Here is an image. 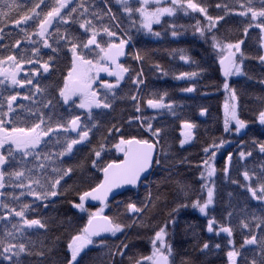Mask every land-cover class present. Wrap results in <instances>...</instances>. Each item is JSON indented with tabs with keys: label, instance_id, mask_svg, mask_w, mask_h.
<instances>
[{
	"label": "snow or ice",
	"instance_id": "snow-or-ice-1",
	"mask_svg": "<svg viewBox=\"0 0 264 264\" xmlns=\"http://www.w3.org/2000/svg\"><path fill=\"white\" fill-rule=\"evenodd\" d=\"M115 5L126 26L118 21L111 0H0V41L12 38L0 43V264H83L93 248L105 251L108 264H176L168 225H175V216L188 208L206 218L208 233L226 240L227 264H264V162L248 163L254 153L264 157V139L242 138L251 124L264 128V89L254 98L258 107L249 120L242 117L243 97L232 83L233 77L253 79L247 62H257L264 72V0H217L214 5L209 0H115ZM213 7L222 14L213 15ZM181 16L193 23H168V30L178 37L180 29H190L207 45L223 78L215 85L225 96L223 133L241 137L236 149L223 156L220 169L218 153L232 140L210 137L202 155L192 161L165 145V129L154 126L155 115L144 114L150 109L177 115L166 91L145 93L147 54L129 52L134 34L160 37L153 26ZM229 19L238 21L235 37L221 32L222 22ZM129 57L137 66L122 60ZM180 59L187 63L190 58L181 54ZM61 60L59 82L42 83L59 70ZM152 67L169 74L158 63ZM205 71L180 72L175 79L192 81ZM257 82L264 86V75ZM181 91L194 93L197 86ZM118 100L130 102L131 113L101 123ZM199 115H209V108L201 107ZM179 127L178 146L184 150L196 141L198 125L184 119ZM185 165L194 170V181L179 173L178 166ZM154 168L167 171L155 192L148 187L139 202L115 200L122 195L118 190L139 188ZM77 171H87L91 182L69 184ZM221 177L243 190L245 198L239 212L227 211L223 221L211 214ZM169 187L170 192L164 190ZM56 200L79 215L60 219L38 214ZM113 202L117 211L109 214ZM160 215L164 220L157 223ZM133 229L137 240L141 231L151 233L147 254L133 252L136 245L128 237ZM193 240L201 256L222 248L221 243L200 242L195 232ZM180 264L197 260L186 256Z\"/></svg>",
	"mask_w": 264,
	"mask_h": 264
},
{
	"label": "trees",
	"instance_id": "trees-1",
	"mask_svg": "<svg viewBox=\"0 0 264 264\" xmlns=\"http://www.w3.org/2000/svg\"><path fill=\"white\" fill-rule=\"evenodd\" d=\"M97 4H101V0H93ZM210 3L214 5L217 0H209ZM102 6V5H101ZM111 6L113 11L117 13L118 21L122 25H127L126 18L119 12L118 6L115 5V0H111ZM213 15L222 14L218 13L214 7L210 9ZM166 23L162 25H154V31L161 33L160 37H155L152 35H147L144 33L134 34L133 44L134 47L129 49V52H134L140 50L142 53L147 54V60L143 65L144 73L146 77L147 87L144 89L145 93L148 91H155L157 93L167 92L168 96L166 98L167 102H174V108L177 115L174 117L167 111L162 114L157 113L154 110H146L145 115L156 116V120L153 121L154 126L162 127L165 129V138L163 143L165 145L171 144L172 151L176 152L178 156H188L190 160L196 161L199 159L201 153L202 145L213 136L224 135L227 139L232 140L231 145H225V148L218 153L217 156V167L222 168L224 165L223 156L226 155L227 151H234L237 144L239 143L241 137H236L229 134L223 133V110L222 105L224 103V93L222 88L217 89L216 84L220 83L223 79L219 72L218 66L212 62L207 51V45L203 41L195 37L191 30L184 31L180 29L181 34L178 37H172L170 30H168V23L175 22L177 25H188L193 23L187 17L175 18H165ZM223 24L221 32L235 37L237 35V28L239 26L238 21L234 19H229V22ZM9 29H6L8 31ZM12 41L11 37H6L5 40L0 41V43H10ZM183 50V51H181ZM47 51V50H45ZM187 55L190 59L189 62H185L180 59V55ZM125 63L132 64L134 67L137 66L131 58H122ZM160 64L165 70L168 71V75L164 76L160 72L154 70L153 64ZM201 68L206 69L197 78L192 81L188 80H177L175 75L180 72H192L199 71ZM58 71L54 72L52 76L46 77L42 83L48 82H59L60 73L64 71V61L61 60L58 63ZM246 71L253 77L252 80L246 77H233V86L237 87L243 97V103L245 107L242 112V117L251 120L253 118L252 110L258 107V104L254 102V98L262 94L261 86L257 81L264 75L261 67L255 61H250L246 63ZM195 83L197 86V91L194 93H185L181 89L190 86ZM131 85L125 87L124 91H128ZM23 91V90H22ZM207 93V95H205ZM27 103V102H24ZM201 107L209 108V115L201 117L199 115V109ZM47 111V110H45ZM63 111V109H59ZM131 103L128 101H117L115 105V111L110 113L109 116L101 118V123H107L112 117L120 118L127 117L131 113ZM190 120L198 125L197 129V139L191 145H186L184 150H180L178 146V138L180 132V121ZM99 135V134H97ZM243 140L251 141L252 139H264V128L258 124H251L249 130H247V135H243ZM93 142H95V137ZM87 149H85V152ZM84 152L78 154L77 159L82 157ZM76 161H71L75 163ZM264 162V157L259 154L254 153L252 159L249 160V166H259L260 163ZM179 173H182L190 181L195 180L194 170L189 171L187 165L178 166ZM167 175V171L162 168H154L152 175L148 177V180L142 181V184L137 189L122 190V195H117L115 197L116 201L127 202L129 199L132 201L139 202L144 199L148 187H151L152 191H156V184L161 183L164 176ZM173 175L176 176V170L173 171ZM235 175V173H233ZM179 178V177H178ZM67 179V178H66ZM91 175L85 171H77L71 179L68 180L69 184L81 183L87 185L91 182ZM242 179V177H241ZM198 187V185H197ZM170 192V187L168 189ZM11 191V189H8ZM243 190L238 189L235 185H231L223 181L222 177L218 178V197L215 210L211 213L215 215L218 220L223 221L224 216L227 211L235 209L239 212V209L243 207L245 198L241 195ZM231 192L233 195L229 197L228 193ZM31 201V197L25 198ZM172 199L171 194L169 195V200ZM255 204V202H252ZM107 211V210H106ZM115 202L112 204V214L116 212ZM118 211L123 212V203ZM38 214L57 217L60 219H66L67 217H77V212L72 209L70 205L66 202H61L56 200L54 203H50L47 209H42ZM30 215H36L30 214ZM164 220V216H157L156 222L160 223ZM175 225L169 223L168 230L170 233L169 239L173 244L176 252V264H180V260L183 257L190 256L197 260V264H227L226 257V240L221 237H216L214 234H210L206 231V218L200 216V214L191 209H182L175 216ZM197 234L200 242L204 240L210 243H221L222 248L220 250L209 253L207 256H201L194 249L195 241L193 240V233ZM137 230L133 229L128 233V237L135 242V247L133 252H141L147 254L150 250V245L147 241V237L151 234L149 232L141 231V239L136 238ZM124 237H121L123 239ZM237 246L242 242V237L237 231L235 236ZM110 244L118 243L115 240H109ZM61 250H63L61 245ZM83 264H108V257L105 251L98 248H93L88 251L87 255L84 257Z\"/></svg>",
	"mask_w": 264,
	"mask_h": 264
},
{
	"label": "water",
	"instance_id": "water-1",
	"mask_svg": "<svg viewBox=\"0 0 264 264\" xmlns=\"http://www.w3.org/2000/svg\"><path fill=\"white\" fill-rule=\"evenodd\" d=\"M218 66V65H217ZM122 190H124V189H120V190H118V192H120L121 193V191ZM117 196V195H116ZM91 203V205H93V206H99L98 205V202H90Z\"/></svg>",
	"mask_w": 264,
	"mask_h": 264
},
{
	"label": "rangeland",
	"instance_id": "rangeland-1",
	"mask_svg": "<svg viewBox=\"0 0 264 264\" xmlns=\"http://www.w3.org/2000/svg\"><path fill=\"white\" fill-rule=\"evenodd\" d=\"M102 76H104V74H102ZM104 78H106V79H110V78H108V77H106V76H104Z\"/></svg>",
	"mask_w": 264,
	"mask_h": 264
}]
</instances>
